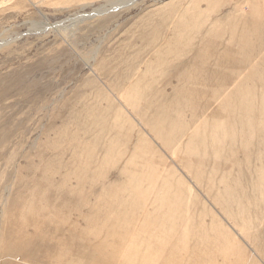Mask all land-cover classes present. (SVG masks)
<instances>
[{
	"label": "rangeland",
	"instance_id": "rangeland-1",
	"mask_svg": "<svg viewBox=\"0 0 264 264\" xmlns=\"http://www.w3.org/2000/svg\"><path fill=\"white\" fill-rule=\"evenodd\" d=\"M0 264H264V0H0Z\"/></svg>",
	"mask_w": 264,
	"mask_h": 264
},
{
	"label": "bare ground",
	"instance_id": "bare-ground-1",
	"mask_svg": "<svg viewBox=\"0 0 264 264\" xmlns=\"http://www.w3.org/2000/svg\"><path fill=\"white\" fill-rule=\"evenodd\" d=\"M123 1V0H122ZM121 1H119V3H120Z\"/></svg>",
	"mask_w": 264,
	"mask_h": 264
}]
</instances>
